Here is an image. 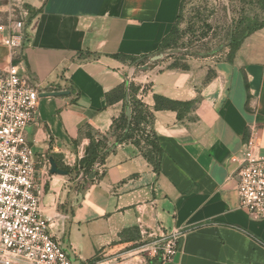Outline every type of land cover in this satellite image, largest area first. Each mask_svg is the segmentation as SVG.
<instances>
[{
    "label": "crops",
    "instance_id": "crops-1",
    "mask_svg": "<svg viewBox=\"0 0 264 264\" xmlns=\"http://www.w3.org/2000/svg\"><path fill=\"white\" fill-rule=\"evenodd\" d=\"M22 2L39 12L26 19L28 41L14 63L32 82L69 92L39 98L36 120L25 130L38 156L72 168L86 155L89 136L107 133L121 114L123 102L107 99L123 84L137 88L150 109L155 96L193 103L182 120L172 110L153 111L151 128L162 150L158 172L126 142L105 157L99 180L49 173L42 214L75 260L146 264L143 251L132 248L141 231L157 237L178 231L176 253L165 264H264V218L241 209L236 192L251 137L264 158V29L243 41L232 62L192 59L183 70L162 63L144 70L181 0ZM8 8L9 0H0V40L8 34ZM10 64L0 43V70ZM83 181L75 203L72 189Z\"/></svg>",
    "mask_w": 264,
    "mask_h": 264
},
{
    "label": "built area",
    "instance_id": "built-area-1",
    "mask_svg": "<svg viewBox=\"0 0 264 264\" xmlns=\"http://www.w3.org/2000/svg\"><path fill=\"white\" fill-rule=\"evenodd\" d=\"M8 34L0 43L10 51L12 64L0 70V264H72L62 241L51 232V224L42 214L44 183L49 177L50 160L38 156L26 139V128L35 122L37 104L42 93L60 91L54 85L41 86L21 71L18 55L28 35V10L22 0H9L6 11ZM256 140L244 144L236 173L239 207L252 219L264 218V158L255 154ZM42 180L37 183V167ZM94 171L103 173L102 163ZM82 179V174L78 175ZM77 184L72 191L77 190ZM145 238L162 244V264L176 253L179 232L162 236L141 231Z\"/></svg>",
    "mask_w": 264,
    "mask_h": 264
},
{
    "label": "trees",
    "instance_id": "trees-1",
    "mask_svg": "<svg viewBox=\"0 0 264 264\" xmlns=\"http://www.w3.org/2000/svg\"><path fill=\"white\" fill-rule=\"evenodd\" d=\"M184 1L185 0H181L177 19L169 33L163 38L157 53L168 49L172 42L175 41L178 33V24L182 17ZM260 2L262 9H264V0H260ZM27 10L29 12L27 21L30 22V20L38 14L39 10H33L28 7ZM262 29H264V20L261 22H258L255 19L242 21L239 26L231 32L230 43L228 45V59L226 61L232 62L243 41L253 33ZM146 59H148V57ZM137 65H139V63ZM169 67L172 69L180 68L182 70L187 68L186 65L178 66L176 63H173ZM245 86H247L246 81ZM137 91V88L131 86L130 84H123V86L114 90L112 92L113 96H110L107 99V102L109 103V99L111 98H119L123 102V109L119 117L112 121L109 131L100 135L99 138L89 136V145L87 147L86 155L72 168L64 167L54 160L57 167L66 171L67 174H74L76 177L81 173L83 180L89 179L90 177H94L95 180H99L103 176V173L98 175L93 169L94 164L97 161L103 163L105 157L113 152L118 145L130 142L141 150L143 157L150 164H152L154 170L158 172L160 169L162 150L158 144L156 134L151 128L153 111L165 109L172 110L177 113L178 120H182L184 114L192 108L193 103L172 102L162 97L155 96V106L153 109H150L136 97ZM127 110L130 111V117L126 116ZM50 159H53V157H50L49 160ZM87 183V181H83L79 185L77 192H83ZM135 240L136 238L133 241ZM154 240L156 241L157 239ZM136 242L137 243H135L132 248H138L140 246V241H138V239ZM161 254L162 252L158 251L156 252V255L152 257L146 256V264H162ZM99 260V257H95L90 261V264H96Z\"/></svg>",
    "mask_w": 264,
    "mask_h": 264
},
{
    "label": "rangeland",
    "instance_id": "rangeland-1",
    "mask_svg": "<svg viewBox=\"0 0 264 264\" xmlns=\"http://www.w3.org/2000/svg\"><path fill=\"white\" fill-rule=\"evenodd\" d=\"M247 19L264 20L260 0H185L175 41L168 49L155 54L162 55L161 59L151 62L155 55L145 59L146 65H152L153 69L158 63L163 68L173 63L183 66L192 59L227 60L231 32ZM136 70L140 71V67ZM139 245L145 257L156 255L162 248L161 243L150 238H141Z\"/></svg>",
    "mask_w": 264,
    "mask_h": 264
},
{
    "label": "water",
    "instance_id": "water-1",
    "mask_svg": "<svg viewBox=\"0 0 264 264\" xmlns=\"http://www.w3.org/2000/svg\"><path fill=\"white\" fill-rule=\"evenodd\" d=\"M229 43H230V40H229ZM162 55H155L151 58V62H155L159 59H161ZM144 70H148V69H151L152 68V65H145L142 67ZM69 92H66V91H57V92H53V93H42L40 94V98H44V97H59V96H65V95H68ZM126 116L127 117H130V111L127 110L126 111ZM86 152H87V149H86ZM50 174L51 175H67V172L64 171V170H61L57 167V165L55 164V162L50 159ZM73 195H74V198H75V203L81 199V193H78L77 190H73L72 191ZM63 248L64 250L67 252L68 256H69V259L71 260L72 264H79L78 261L75 260L73 254L71 253V251L68 249L67 245L64 243L63 244Z\"/></svg>",
    "mask_w": 264,
    "mask_h": 264
}]
</instances>
